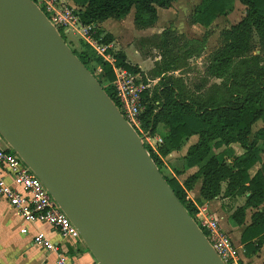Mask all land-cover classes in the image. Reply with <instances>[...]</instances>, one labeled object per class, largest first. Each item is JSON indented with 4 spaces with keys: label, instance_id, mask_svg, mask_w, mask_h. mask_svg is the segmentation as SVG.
Wrapping results in <instances>:
<instances>
[{
    "label": "water",
    "instance_id": "95a60500",
    "mask_svg": "<svg viewBox=\"0 0 264 264\" xmlns=\"http://www.w3.org/2000/svg\"><path fill=\"white\" fill-rule=\"evenodd\" d=\"M0 135L97 264H224L33 0H0Z\"/></svg>",
    "mask_w": 264,
    "mask_h": 264
},
{
    "label": "trees",
    "instance_id": "16d2710c",
    "mask_svg": "<svg viewBox=\"0 0 264 264\" xmlns=\"http://www.w3.org/2000/svg\"><path fill=\"white\" fill-rule=\"evenodd\" d=\"M72 1L80 6L77 14L83 25H95L107 19L122 20L133 10L134 27L146 29L156 23L157 8L170 9L175 0ZM238 1L245 8L243 17L220 32L219 45L208 55L202 77L190 89L173 73L187 67L192 57L201 55L209 32L205 31L200 38L185 39L169 27L151 36L160 59L147 78L157 81L142 92L143 110L139 119L141 128L151 136L159 126L164 129L158 154L143 146L194 220L197 206L203 202L244 197V203L235 208L230 219L235 225L244 226L240 243L245 255L250 257L264 245V163L257 144L264 141V126L252 133L256 122L264 123V0ZM234 2L199 0L188 16V23L207 29L218 17L229 14ZM94 37L101 44L113 42L111 34L98 29ZM73 52L92 74L93 66L101 68L104 82H98L117 106L112 85L115 76L109 63L84 50ZM108 53L113 56L116 67L140 73L146 83L145 75L128 61L122 50L109 49ZM192 136L198 139L181 157L182 168L172 166L174 175L165 176L161 170L162 158L180 151ZM232 144H238L243 152L231 160L214 151ZM257 163L261 166L250 174ZM192 167L197 170L180 182L177 176ZM198 182V197L193 202L187 198V192ZM247 210L251 213L246 225Z\"/></svg>",
    "mask_w": 264,
    "mask_h": 264
},
{
    "label": "built area",
    "instance_id": "2783aa9c",
    "mask_svg": "<svg viewBox=\"0 0 264 264\" xmlns=\"http://www.w3.org/2000/svg\"><path fill=\"white\" fill-rule=\"evenodd\" d=\"M56 28L59 34L76 33L96 53V56L109 63L114 73L112 85L115 91L117 108L141 138L143 145H147L154 153L162 139L151 136L140 125L142 92L154 84L155 81L145 77L146 83L140 73H131L122 67L114 65V58L108 53L109 44H101L94 37L96 27L94 24H81L77 11L79 8L69 4V0H33ZM41 5V6H40ZM42 7V8H41ZM101 69V68H100ZM8 180H10L8 182ZM0 198L5 199L10 207L20 216L24 223L44 224L50 226L62 239H80L79 231L69 217L62 211L39 178L11 150L0 135ZM195 222L214 251L224 264H238L237 250L231 239L221 230L218 219L204 206H197ZM28 234V229H21ZM34 245L39 246L56 255V264H74L71 256L62 246L53 242L45 233L37 232L32 236Z\"/></svg>",
    "mask_w": 264,
    "mask_h": 264
},
{
    "label": "rangeland",
    "instance_id": "374dc122",
    "mask_svg": "<svg viewBox=\"0 0 264 264\" xmlns=\"http://www.w3.org/2000/svg\"><path fill=\"white\" fill-rule=\"evenodd\" d=\"M197 2L198 0H175L174 3L178 7L177 11H176V7H173L172 5V8L170 9H175L173 16L172 17L163 16L161 19L166 22V25L172 24L174 26L175 25L174 22H176L179 18L181 20H185L187 14L190 13V11L197 4ZM244 9H245L244 6L241 5L238 0H235L232 11L226 16L218 17L209 27L208 39H207V42L205 44V47L201 55L198 57H192L191 59L188 60L187 67L183 68L181 71H177L173 73L175 76H180L184 80L188 89L192 88L194 84H196L202 77L204 66L207 62L208 55L210 54L211 51H213L219 45L220 32L223 29L228 28L231 25L237 23L243 17L244 11H245ZM125 19L127 20H123V23L117 27V31H115V35H113L115 39L113 43L114 44L113 47L118 48L117 50L125 49L126 52L128 53L130 60L132 61L134 60V56H137L139 59H142V60H147V64H149L150 67H144V69H147V70L143 72L149 78L150 70L154 67L155 62L160 59L159 51L157 48H155L154 40L152 39L151 35L139 36V34L135 32L136 28L134 27L133 23H131L132 13L128 14ZM108 21H112V20H108ZM158 24H159V19L156 25ZM181 30H182V33L185 39L186 38L188 39L189 37L200 38L202 34L205 32V29H202L200 27L195 29V28H189V27L183 26ZM63 37H64L65 42L68 44V46L75 52L84 50L90 56L92 57L96 56L95 51L89 45H87L81 38H79V35H77L76 33L71 32L69 34H63ZM92 69H93V75L95 76V78L98 81H101L103 83L104 75L100 67L93 66ZM151 86H152V83H151ZM263 126H264L263 122L261 121L256 122L252 127V133L254 134L259 128ZM163 131L164 129L161 126H159L158 131L155 134V136L161 137L160 134ZM257 144L259 148L261 163H264V141H258ZM214 151L218 153L219 155H222L224 158L231 160L233 156L240 155L243 152V149L238 144H232L228 147L215 149ZM261 163H257L250 170V174H253L255 170H257L261 166ZM162 164L163 166L161 170L163 174L167 177H172L174 175V173L172 172V166L179 168V170L182 168L180 153H175L174 155H172V157L167 156L165 158H162ZM193 172H194V169L188 170L184 174L177 176L178 177L177 179L181 182L183 179H185L187 176H189ZM197 188L198 186H194L191 191L187 192V198L189 200L196 201L195 196H197L196 195ZM220 199L221 198L216 199V201L214 200L212 202L213 208L210 209L211 211L209 209L207 210L209 212L213 211L212 213L218 219L219 225H221L222 229L225 230L229 234L231 242L232 240H234V242L232 243L235 249L237 250L238 264H264V249L263 248L258 256L253 257L251 259H248V258L244 259V256L245 257H248V256H246L245 254H242L243 249H239V245L235 244V242H237V239L239 237L240 230L238 229L231 230L226 224V222L228 223L230 222L228 218L229 212L234 208L235 205H239V204L241 205L244 202V197H238V198L235 197L233 201L230 200L229 203L223 207L222 206L220 207V205L218 204L219 201L217 200H220ZM199 206H203V204ZM214 208H218L219 209L218 212H220L218 214L224 216L223 223L220 221L221 216L216 213L217 210ZM220 209H222L223 212H221ZM250 212H251L250 210L247 211L246 219H245L246 222L249 221Z\"/></svg>",
    "mask_w": 264,
    "mask_h": 264
},
{
    "label": "crops",
    "instance_id": "0c3cea01",
    "mask_svg": "<svg viewBox=\"0 0 264 264\" xmlns=\"http://www.w3.org/2000/svg\"><path fill=\"white\" fill-rule=\"evenodd\" d=\"M198 2H199V0H198ZM198 2H197V4H198ZM69 4L72 5L73 7L80 8V6L75 4L72 0H69ZM173 7H176V11H177L178 7L175 5V3H173ZM194 7L190 11V13L187 14L185 20H181L179 18L176 22H174L175 23L174 26L172 24L166 25V22L164 20H162L161 18L163 16H171L172 17L175 9H163V10H161V8H157V21H156V23L158 22V19H159V24L156 25V23H155L152 27L146 28V29H135V32L138 33L139 36H148V35L153 36L155 34L161 33L164 29L171 27L172 30H175L178 35H183L182 30H181V28L183 26L189 27V28H195V29L200 27L202 29H205V31H208L209 28L206 29L205 27H203L199 24L191 25L188 23V16L191 14ZM130 13H132V21L131 20L130 21H131V23H133L134 11L131 10ZM108 20H112V21H108ZM123 20H127V19H122V20L107 19V20H104L100 23L95 24V27L99 31L109 33L113 36V35H115V31H117V27L123 23ZM197 37H199V36H197ZM190 38L191 37H189L188 39H190ZM113 39H114V36H113ZM114 41H115V39L113 40L112 43L109 44L110 45L109 49H111L112 51H117L118 48L113 47ZM122 51L125 53L128 61L133 65H137L143 74H144L143 71L147 70V69H144V67H150V65L147 64V60H142V59H139L137 56H134V60L132 61V60H130L126 50L124 49ZM148 69H150V68H148ZM145 77H147V76L145 75ZM151 81L156 82L157 79L151 80ZM197 139H198L197 136L190 137L189 140L187 141V143L185 144V146L182 147V149L180 151H174L171 154H169L168 156L172 157V155H174L175 153H180L181 157H183L187 151V148L190 145L196 143ZM192 169H194V172H195L197 170V167H192L188 170H192ZM188 170H186V171H188ZM9 181L10 180H8V182ZM195 186H198L197 194H196L197 196H195V198H197L200 183L198 182ZM236 198H238V197H236ZM217 199H219V198H217ZM234 199L235 198H221L220 200H217V201H219L218 204L220 205V207L221 206L223 207V206H226L230 200L233 201ZM213 201L214 200L208 201V202H203L202 204L204 207H206L207 209L210 210L213 208L212 207ZM215 201H216V199H215ZM241 205L240 204L235 205L234 208L229 212L228 218H229L230 224L226 221L225 222L231 230H234V229L240 230L239 237L237 239V242H235V244H238L239 249H243L242 254H245L244 248H243L242 244L240 243V235H241V232H242L244 226H237L230 219V215L235 210V208L238 206H241ZM214 209L217 210V211L215 210L217 214L220 213V212H218V210H219L218 208H214ZM220 211L223 212L222 209H220ZM247 211H249V210H247ZM218 215H220V214H218ZM220 216H221L220 221L223 223L224 216H222V215H220ZM248 223H249V221L246 222V220H245V224L247 225ZM23 227H26L28 229V234H23L21 232V229ZM220 227H221V225H220ZM221 230L223 232H225L228 235V237L230 238L229 234L225 230H223L222 227H221ZM37 232L45 233L53 242L60 244L62 246L63 250L71 256L74 264H97L94 256L88 250V248L86 247L85 243L82 241L81 238L80 239H73V238L62 239L58 235V233L55 232L52 228H50V226H48V225L38 224V223H36V224L24 223L23 220L20 218V216L14 211V209H12L10 207L8 202L5 199L0 198V264H56V255L53 252H49V251L33 244L32 236ZM232 242H234V240H232ZM262 248L264 249V245L257 252V254L250 256V257L244 256V259H246V258L251 259L253 257L258 256L260 254Z\"/></svg>",
    "mask_w": 264,
    "mask_h": 264
}]
</instances>
